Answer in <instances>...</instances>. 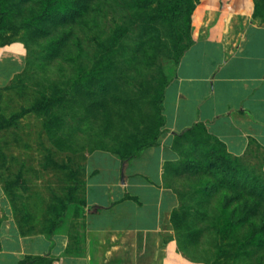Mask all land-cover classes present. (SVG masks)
Here are the masks:
<instances>
[{"label":"crops","instance_id":"crops-1","mask_svg":"<svg viewBox=\"0 0 264 264\" xmlns=\"http://www.w3.org/2000/svg\"><path fill=\"white\" fill-rule=\"evenodd\" d=\"M213 4L218 12L203 18L206 33L194 37L165 90L158 145L127 162L109 151L89 153L85 204H72L53 234L49 226L35 229L36 220L22 232L0 188V264L36 257L43 260L35 264H203L179 251L169 222L180 206L177 180L166 175L168 164L182 161L177 136L198 126L229 155L259 151L264 162V21L254 19L253 0ZM4 55L22 59L23 48H0V62Z\"/></svg>","mask_w":264,"mask_h":264},{"label":"trees","instance_id":"trees-1","mask_svg":"<svg viewBox=\"0 0 264 264\" xmlns=\"http://www.w3.org/2000/svg\"><path fill=\"white\" fill-rule=\"evenodd\" d=\"M135 2L133 7L137 8L136 11L147 12L148 18L146 17L143 26L141 25L143 27L141 36L146 38V41L133 51L135 53L139 51L142 57L147 59L146 56L149 55L144 47L145 43L156 48L161 41L168 44L169 39L172 40L169 49L177 51L178 66L184 52L193 43L188 31L195 9L194 2L192 0H135ZM6 3L7 0H0V47L15 41L24 43L28 50V63L32 65L36 60H51L58 57L60 51L68 47L70 35L67 29L84 21L89 13L98 9V0H15L11 8H7ZM254 3V19L264 21V0H254ZM181 32L189 35L188 45H182ZM17 36L20 38H16ZM42 36L48 37L44 48L38 43V38ZM122 36L120 31L119 37ZM115 43L104 45L108 53L104 57V53L101 54V60L92 70L77 75L73 81V89L64 90L54 82L51 84V94L46 95L41 90V96L33 107L22 109L21 113L13 114L8 119L0 118V129L12 126L32 111L45 118L50 116L45 120V125L52 128L61 119L60 115L53 113L52 110L67 100L77 104L83 111L80 112L82 116L94 122L108 115L109 119L103 128L105 132L100 136L102 139L110 137L116 118L123 120L130 112L138 114V111L132 109L135 106V101L131 100L133 96L113 81L114 78L111 76L114 72H111L110 66L102 64L103 61L109 62ZM68 51L69 49L65 53ZM132 56L130 54L131 59ZM163 79L166 81V76ZM168 85L169 81L161 86L162 91L155 100L156 113L151 114V117L150 114L141 115L138 125L128 131L132 134L128 141L112 145L97 142L96 149L109 151L127 162L138 157L145 149L158 145L159 136L165 126L163 102ZM115 86L117 91L112 89ZM109 93L112 94L111 100ZM195 132H199L198 126L177 136L174 148L184 160L168 164L166 167V175L175 178L188 173V176L192 175V182L206 180L203 186L201 183L197 187L192 186L194 191L191 195L177 191L180 206L173 211L169 222L175 231L179 251L194 263L264 264V179L252 171L240 170L234 161L230 160L229 154L219 141L222 149L209 148L202 158L181 150L177 144H182L187 135ZM72 175L74 178L77 177L74 172ZM18 183L19 179L15 184ZM82 184L84 186L83 181ZM9 185L5 187L6 194L12 203L19 227L25 232L24 222L30 221V215L23 213L17 206L15 195L10 194L12 186ZM77 188L78 186L74 184L70 189L69 198L60 201L59 208H56V216L50 221V234L55 232L57 222L69 212L72 204L79 206L85 204L84 196L75 197ZM221 191L224 200L216 207L213 202ZM41 260L43 259L36 257L32 261L23 260L20 264H35L34 262Z\"/></svg>","mask_w":264,"mask_h":264},{"label":"rangeland","instance_id":"rangeland-1","mask_svg":"<svg viewBox=\"0 0 264 264\" xmlns=\"http://www.w3.org/2000/svg\"><path fill=\"white\" fill-rule=\"evenodd\" d=\"M215 1L218 0H192L195 9L188 31L192 40L206 33L205 28L209 23L202 20L210 17V11L214 16L218 12V7H213ZM14 2L7 0V8H11ZM135 3V0H98L96 12L89 13L84 21L67 29L70 35L68 47L51 60H36L32 65L28 63V50L24 43L14 40L6 45H21L24 55L16 61L4 55L5 59L0 62V118L8 119L13 114L21 113L22 109L33 107L41 96V90L46 95L51 94V84L54 82L64 90L73 89L77 75L92 70L101 60V54L104 53V57L108 53L104 45L114 42L109 62L103 61L102 64L110 66L111 72H114L111 76L113 81L133 96L131 100L135 101V106L132 109L138 111V114L130 112L123 120L116 118L111 136L105 139L100 135L105 132L103 128L109 119L108 115L94 122L82 116L80 112L83 111L77 104L67 100L52 110L61 118L52 128L45 125V120L50 116L45 118L32 111L12 126L0 129V188L5 190L6 185L12 186L10 194L15 195L17 206L23 213L30 215L31 222L39 221L35 229H48L60 201L69 198L74 184L78 186L75 197L83 198L82 181L85 180L87 155L97 151V142L112 145L128 141L132 136L128 131L138 125L141 115L150 114L151 117V114L156 113L155 100L162 91L161 86L170 82L176 73L177 51L169 49L172 40L168 39V44L161 41L156 48L145 43L149 55L147 59L139 51H133L146 41L141 36V28L148 18L147 12L136 11L137 8L133 7ZM13 20H16L15 14ZM120 31L122 37H119ZM188 36L182 34V45L190 43ZM47 39V36H42L38 38V43L44 48ZM67 49L69 51L65 53ZM130 54L133 55L132 59ZM20 60L22 63L18 64ZM112 89L117 91L116 86ZM111 98L112 94L109 93ZM177 146L197 158H202L209 148L222 149L220 143L204 130L187 135L182 144L178 143ZM229 158L240 170L252 171L264 179V162L259 151L248 158L231 155ZM148 167L154 169L151 163ZM73 172L77 174L76 178ZM18 179L19 183L15 184ZM176 180V190L188 195L194 191L192 186L206 183V180L192 182V175L188 176V173L176 177ZM223 200L221 191L213 203L218 207Z\"/></svg>","mask_w":264,"mask_h":264},{"label":"water","instance_id":"water-1","mask_svg":"<svg viewBox=\"0 0 264 264\" xmlns=\"http://www.w3.org/2000/svg\"><path fill=\"white\" fill-rule=\"evenodd\" d=\"M122 181L124 182V179Z\"/></svg>","mask_w":264,"mask_h":264}]
</instances>
